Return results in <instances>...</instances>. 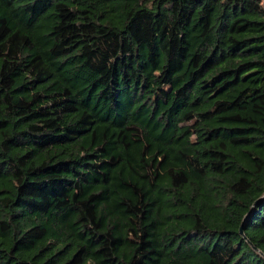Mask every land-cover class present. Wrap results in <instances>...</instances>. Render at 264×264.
Here are the masks:
<instances>
[{
    "label": "trees",
    "instance_id": "trees-1",
    "mask_svg": "<svg viewBox=\"0 0 264 264\" xmlns=\"http://www.w3.org/2000/svg\"><path fill=\"white\" fill-rule=\"evenodd\" d=\"M0 264H264L262 0H0Z\"/></svg>",
    "mask_w": 264,
    "mask_h": 264
},
{
    "label": "water",
    "instance_id": "water-1",
    "mask_svg": "<svg viewBox=\"0 0 264 264\" xmlns=\"http://www.w3.org/2000/svg\"><path fill=\"white\" fill-rule=\"evenodd\" d=\"M239 233L242 235V237H244L245 238V235H244V233H243V228H242V226H240V228H239ZM248 241V240H247ZM249 242V241H248ZM253 247V249H255V247L254 246H252Z\"/></svg>",
    "mask_w": 264,
    "mask_h": 264
},
{
    "label": "built area",
    "instance_id": "built-area-1",
    "mask_svg": "<svg viewBox=\"0 0 264 264\" xmlns=\"http://www.w3.org/2000/svg\"><path fill=\"white\" fill-rule=\"evenodd\" d=\"M262 5H263V7H264V0H262Z\"/></svg>",
    "mask_w": 264,
    "mask_h": 264
}]
</instances>
